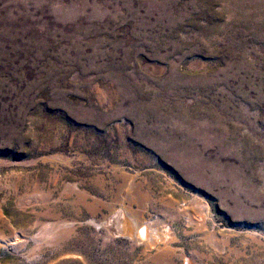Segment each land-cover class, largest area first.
<instances>
[{"label": "rangeland", "instance_id": "rangeland-1", "mask_svg": "<svg viewBox=\"0 0 264 264\" xmlns=\"http://www.w3.org/2000/svg\"><path fill=\"white\" fill-rule=\"evenodd\" d=\"M0 264H264V0H0Z\"/></svg>", "mask_w": 264, "mask_h": 264}, {"label": "bare ground", "instance_id": "bare-ground-1", "mask_svg": "<svg viewBox=\"0 0 264 264\" xmlns=\"http://www.w3.org/2000/svg\"><path fill=\"white\" fill-rule=\"evenodd\" d=\"M107 223H108V226L115 232H118V233L119 232H124V231L126 233L130 232V229H129L130 225L126 221V219L124 218V215L122 214V212H116L115 214H113L110 217V220L108 219ZM131 231H133V230H131ZM146 231H147V229H146ZM141 234L142 235L144 234V229L143 228L141 229Z\"/></svg>", "mask_w": 264, "mask_h": 264}]
</instances>
